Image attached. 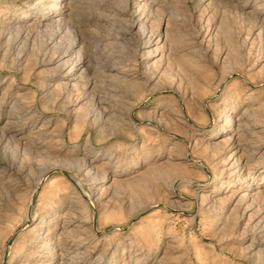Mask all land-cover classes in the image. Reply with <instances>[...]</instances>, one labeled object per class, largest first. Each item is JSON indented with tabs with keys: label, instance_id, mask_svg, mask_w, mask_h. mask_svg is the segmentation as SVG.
<instances>
[{
	"label": "rangeland",
	"instance_id": "obj_1",
	"mask_svg": "<svg viewBox=\"0 0 264 264\" xmlns=\"http://www.w3.org/2000/svg\"><path fill=\"white\" fill-rule=\"evenodd\" d=\"M0 264H264V0H0Z\"/></svg>",
	"mask_w": 264,
	"mask_h": 264
},
{
	"label": "bare ground",
	"instance_id": "obj_2",
	"mask_svg": "<svg viewBox=\"0 0 264 264\" xmlns=\"http://www.w3.org/2000/svg\"><path fill=\"white\" fill-rule=\"evenodd\" d=\"M236 163H237V162H236ZM75 183H76V185H77L79 188H81V185H80V183H79L78 181H76ZM81 189H82V188H81ZM83 193H84V192H83ZM84 194H85V193H84ZM84 196H86L87 198L89 197V196L86 195V194H85ZM64 252H65V251H64ZM64 252L62 251L61 254L64 255V254H65ZM69 252H70V251H69ZM69 252H68V253H69Z\"/></svg>",
	"mask_w": 264,
	"mask_h": 264
}]
</instances>
